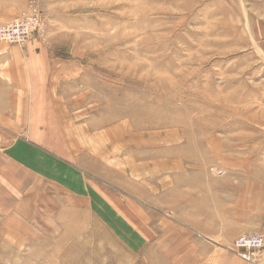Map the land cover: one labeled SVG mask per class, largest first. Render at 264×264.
<instances>
[{"label": "rangeland", "instance_id": "374dc122", "mask_svg": "<svg viewBox=\"0 0 264 264\" xmlns=\"http://www.w3.org/2000/svg\"><path fill=\"white\" fill-rule=\"evenodd\" d=\"M31 16L0 42V93L43 50L57 104L47 176L0 204V264H264L232 222L264 177V0H0V27Z\"/></svg>", "mask_w": 264, "mask_h": 264}, {"label": "crops", "instance_id": "0c3cea01", "mask_svg": "<svg viewBox=\"0 0 264 264\" xmlns=\"http://www.w3.org/2000/svg\"><path fill=\"white\" fill-rule=\"evenodd\" d=\"M23 54L26 68L21 72L17 71L12 80L8 76L10 79L2 82L0 93V125L5 133L2 137L7 136L8 130L19 133L16 136L18 141L14 140L0 152V204H7L9 207L10 203L16 207L15 202L18 195L23 193V187H30L32 180L42 181L44 174L47 176L48 160H45L43 166L42 158L44 159L45 155L39 150L44 151L39 138L49 136L44 133L43 122L50 121V112L47 108L57 104L50 91L52 61L48 52L27 50ZM26 121L29 124L23 130L22 122ZM21 139H25L26 142ZM256 169H264V164L257 165ZM17 173H20V178L17 177ZM255 179L258 197H234L232 209L234 234L264 236V177ZM63 184H67L66 181H63ZM179 248L182 250V247ZM220 256L221 261L218 260L216 264L226 262L239 264L237 259H231L228 255Z\"/></svg>", "mask_w": 264, "mask_h": 264}, {"label": "built area", "instance_id": "2783aa9c", "mask_svg": "<svg viewBox=\"0 0 264 264\" xmlns=\"http://www.w3.org/2000/svg\"><path fill=\"white\" fill-rule=\"evenodd\" d=\"M43 28L38 16L18 19L0 27V42L7 45H25ZM264 250L263 235H247L238 237L234 242V252L245 262H252L255 253Z\"/></svg>", "mask_w": 264, "mask_h": 264}, {"label": "bare ground", "instance_id": "6f19581e", "mask_svg": "<svg viewBox=\"0 0 264 264\" xmlns=\"http://www.w3.org/2000/svg\"><path fill=\"white\" fill-rule=\"evenodd\" d=\"M183 93V92H182ZM145 113V112H144ZM143 119V118H142ZM121 121V120H120ZM176 124H178V122L176 121L175 122ZM175 123H168L166 126H167V128H171V127H175V126H173L172 124H175ZM108 124V120H105V121H103V124H101V125H103V126H106ZM175 124V125H176ZM156 127L158 128V129H160V128H166V127H162L160 124H156V126L154 125V124H150L149 126H148V128L147 129H150V130H155L156 129ZM161 132V131H160ZM207 138V137H206ZM204 140V139H203ZM200 141H201V139H200ZM204 142H205V140H204ZM144 151V150H143ZM182 153V152H181ZM128 155V154H127ZM140 158V157H139ZM141 160H143V159H141ZM169 164V163H168ZM185 164V163H184ZM189 165V164H188ZM190 170V169H189ZM188 176V175H187ZM131 204V203H130ZM130 206V205H129ZM116 207H118V206H116ZM133 207H134V205H133ZM133 209V208H132ZM127 215V214H126ZM110 219V218H109ZM111 220V219H110ZM128 220H129V218H128ZM130 222H131V220H130ZM129 222V223H130ZM134 225V224H133ZM132 225V226H133ZM118 228V227H117ZM110 229V228H109ZM100 233V232H99ZM109 235V234H108ZM103 239V238H102ZM104 240V239H103ZM119 240V239H118ZM118 251V250H117ZM121 255H123V254H121ZM120 255V256H121ZM124 256V255H123ZM127 261V260H126Z\"/></svg>", "mask_w": 264, "mask_h": 264}]
</instances>
